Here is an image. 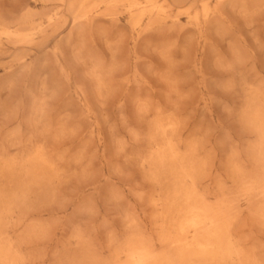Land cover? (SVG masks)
Returning a JSON list of instances; mask_svg holds the SVG:
<instances>
[{"label": "rangeland", "instance_id": "1", "mask_svg": "<svg viewBox=\"0 0 264 264\" xmlns=\"http://www.w3.org/2000/svg\"><path fill=\"white\" fill-rule=\"evenodd\" d=\"M0 264H264V0H0Z\"/></svg>", "mask_w": 264, "mask_h": 264}, {"label": "bare ground", "instance_id": "2", "mask_svg": "<svg viewBox=\"0 0 264 264\" xmlns=\"http://www.w3.org/2000/svg\"><path fill=\"white\" fill-rule=\"evenodd\" d=\"M197 224H198V223H196V222H192V223H191V227H193V228L195 227V228H196ZM195 228H194V229H195Z\"/></svg>", "mask_w": 264, "mask_h": 264}]
</instances>
